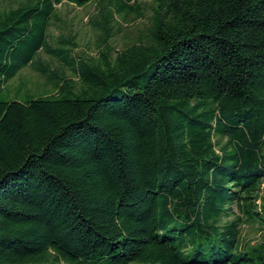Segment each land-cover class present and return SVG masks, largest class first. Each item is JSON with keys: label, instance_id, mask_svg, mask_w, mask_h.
Listing matches in <instances>:
<instances>
[{"label": "trees", "instance_id": "trees-1", "mask_svg": "<svg viewBox=\"0 0 264 264\" xmlns=\"http://www.w3.org/2000/svg\"><path fill=\"white\" fill-rule=\"evenodd\" d=\"M62 1L0 10V264H264L233 211L264 230V0H154L120 51L132 0H66L113 9L87 61L48 43ZM41 52L77 82L38 63L53 93L10 97Z\"/></svg>", "mask_w": 264, "mask_h": 264}, {"label": "rangeland", "instance_id": "rangeland-1", "mask_svg": "<svg viewBox=\"0 0 264 264\" xmlns=\"http://www.w3.org/2000/svg\"><path fill=\"white\" fill-rule=\"evenodd\" d=\"M22 0H1L0 10H7L16 7ZM130 5L140 8V16L135 12L127 15L124 13L117 14L113 12L109 19L107 27L110 28V37L107 44L114 51H120L126 47L138 43L139 39H145L150 25L154 0H132ZM110 10V7H108ZM105 4L97 1L88 3L83 7L75 6L64 0L55 7V17L51 19L48 29V43L53 49L62 47L61 43L67 41L72 44L70 56L76 61L79 59L89 60L97 59L103 50L100 42L104 39V31L102 30L103 17L108 9ZM37 63L22 69L16 77L4 84V89L10 92L13 97L17 89L20 95H51L53 93L52 85L47 79L39 74L34 66L38 63L46 66L49 71L62 73L65 77L77 78L72 74L68 67H64L57 58H53L43 52L39 53ZM264 188V183L262 185ZM264 196V192H263ZM261 204V200H257ZM234 214L241 220L238 227L240 236V246L247 250H252L264 241V230L261 224L255 221H248L242 217V213L238 212L236 207L233 208ZM230 218L229 220H231ZM228 220V221H229Z\"/></svg>", "mask_w": 264, "mask_h": 264}]
</instances>
